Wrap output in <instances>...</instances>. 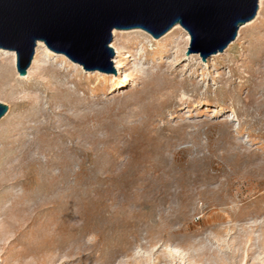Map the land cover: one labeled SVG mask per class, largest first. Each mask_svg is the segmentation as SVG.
Instances as JSON below:
<instances>
[{
	"label": "rangeland",
	"instance_id": "1",
	"mask_svg": "<svg viewBox=\"0 0 264 264\" xmlns=\"http://www.w3.org/2000/svg\"><path fill=\"white\" fill-rule=\"evenodd\" d=\"M189 44L113 29V74L0 48V264H264V0Z\"/></svg>",
	"mask_w": 264,
	"mask_h": 264
},
{
	"label": "water",
	"instance_id": "2",
	"mask_svg": "<svg viewBox=\"0 0 264 264\" xmlns=\"http://www.w3.org/2000/svg\"><path fill=\"white\" fill-rule=\"evenodd\" d=\"M258 0H0V48L14 51L26 73L37 41L86 69L112 73V30L140 28L158 38L179 24L190 35L184 52L199 60L222 52L250 21ZM7 106L0 102V118Z\"/></svg>",
	"mask_w": 264,
	"mask_h": 264
},
{
	"label": "bare ground",
	"instance_id": "3",
	"mask_svg": "<svg viewBox=\"0 0 264 264\" xmlns=\"http://www.w3.org/2000/svg\"><path fill=\"white\" fill-rule=\"evenodd\" d=\"M260 3H261V0H260ZM32 181H33V179H32V177L30 175H26L25 178L23 179V183L24 184L31 183Z\"/></svg>",
	"mask_w": 264,
	"mask_h": 264
}]
</instances>
